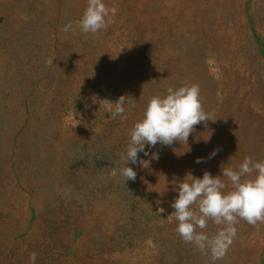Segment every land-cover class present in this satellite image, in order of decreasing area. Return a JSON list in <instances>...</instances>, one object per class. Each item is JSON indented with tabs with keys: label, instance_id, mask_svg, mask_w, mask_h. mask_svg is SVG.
Instances as JSON below:
<instances>
[{
	"label": "rangeland",
	"instance_id": "374dc122",
	"mask_svg": "<svg viewBox=\"0 0 264 264\" xmlns=\"http://www.w3.org/2000/svg\"><path fill=\"white\" fill-rule=\"evenodd\" d=\"M105 3L115 23L92 35L86 0H0V264H213L176 233L174 187L264 158V0ZM185 81L213 121L139 153L125 182L146 98ZM121 95L124 120L105 109ZM236 228L215 264H264V223Z\"/></svg>",
	"mask_w": 264,
	"mask_h": 264
},
{
	"label": "clouds",
	"instance_id": "9594fccd",
	"mask_svg": "<svg viewBox=\"0 0 264 264\" xmlns=\"http://www.w3.org/2000/svg\"><path fill=\"white\" fill-rule=\"evenodd\" d=\"M117 11L107 6L105 0H86L78 22L80 31L96 35L115 23ZM71 28L69 22L63 31L67 33ZM107 101L106 113L112 118L127 119L128 97L121 95L115 102ZM211 115L203 108L200 86L195 82L185 81L179 87L169 86L165 94L148 96L142 116L133 122L126 147L120 153L119 172L125 182L135 180L137 175L129 163L145 164L138 159L139 153L149 155L148 150L158 143H187L194 126L213 121ZM218 151L214 149L209 158ZM201 162L202 158H197L196 163ZM225 165L215 176L205 171L199 178L188 173L184 179L177 180L174 191L178 195L171 203L174 211L169 215L175 219V231L182 241L210 256L213 264L227 255L237 235L239 220L251 225L264 223V158L245 156L235 167ZM210 220L218 226L212 234L205 231ZM29 260L36 264L37 254L31 253Z\"/></svg>",
	"mask_w": 264,
	"mask_h": 264
}]
</instances>
